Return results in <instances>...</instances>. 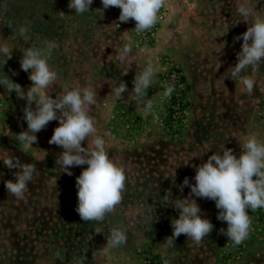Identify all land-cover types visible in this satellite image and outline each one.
Here are the masks:
<instances>
[{"label": "rangeland", "instance_id": "1", "mask_svg": "<svg viewBox=\"0 0 264 264\" xmlns=\"http://www.w3.org/2000/svg\"><path fill=\"white\" fill-rule=\"evenodd\" d=\"M240 2L165 0L154 41L141 44L129 22L118 25L120 9H103L101 0H93L90 11L82 15L68 8L69 0H0V44L14 49L5 65L0 57V74L25 91L32 82L20 67L21 55L49 41L56 47L48 63L59 77L46 90L53 98L63 94L65 85L70 90L82 88L83 58L89 47L97 55L102 45L108 56L129 46L131 51L121 62L129 79L131 69L141 75L149 66L162 67L152 75L142 98L125 102L122 111L111 109L106 121L99 114L93 117L96 132L89 139L105 141L109 158L126 177L120 204L102 222L82 221L75 210L76 177L87 165L72 167L68 175L55 164L63 149L48 141L59 121L36 133L34 145H21L17 133L27 129L26 100L0 86V154L36 168L26 198L17 200L4 185L5 180H14L16 170L0 160V264H264V208L249 210V235L235 245L220 232L227 224L217 219L215 201L195 198L213 231L199 245L184 235L167 242L171 221L179 216L169 200L174 203L189 195L190 188L181 191L180 185L185 177L195 183L194 166L227 149L239 155L242 144L253 136L264 144V62L254 71L246 70L255 80L251 94L230 78L243 42L237 37L251 26L237 14ZM251 3L264 14V0ZM21 25L29 28L27 40L18 34ZM169 62L180 67L189 84L192 111L179 140L164 137L159 129L164 101L159 79ZM69 63L75 66L70 71ZM127 94L134 98L130 89ZM148 101L151 110L146 109ZM128 120H140V129L127 127ZM192 129L205 138L198 137L197 148L189 153L182 144ZM115 227L124 230L127 239L110 247L106 241Z\"/></svg>", "mask_w": 264, "mask_h": 264}, {"label": "clouds", "instance_id": "2", "mask_svg": "<svg viewBox=\"0 0 264 264\" xmlns=\"http://www.w3.org/2000/svg\"><path fill=\"white\" fill-rule=\"evenodd\" d=\"M103 9L117 7L120 9L118 25L135 21L134 30L137 34L150 30L158 20V13L164 6L165 0H101ZM93 0H69L68 8L75 10V15H82L90 11ZM62 15L63 12H60ZM237 14L241 22L251 26L237 39H241L240 51L236 54L237 62L231 69L230 78L246 93L251 94L255 80L246 70H256L264 62V14L256 12L251 0H241L237 7ZM29 28L21 25L18 34L28 39ZM56 47L54 42H47L44 47H29L21 55L20 67L28 73L32 82L25 89L13 82L6 74H0V86L8 94L15 93L19 99L26 100L23 119L27 129L17 133V140L21 145L32 146L37 142L36 133L47 127L51 121H59V126L53 131L49 144L63 149L59 153L55 164L64 173L72 175L70 169L87 165L76 177L78 204L76 212L82 221L102 222L105 216L113 212L122 200L125 189V173L122 168L112 161L106 150L105 141L100 137H92L96 132L94 119L89 115L92 105L96 103L95 92L88 88H63V94L50 96L47 89L58 80V73L50 68L48 59ZM13 48L7 44H0V57L4 65L13 54ZM131 51L125 46L119 54L123 62ZM153 69L149 66L133 81L134 99H140L151 87ZM117 98H121L128 91L125 82L112 89ZM174 91L168 86L164 97H170ZM35 105V107H33ZM152 109L151 101L146 105ZM87 143V147L84 146ZM2 151V150H0ZM0 160L5 167L14 169V180L4 181L7 193L17 200H24L28 192V185L34 179L36 168L30 163H22L14 156L0 154ZM195 167V183L185 177L180 190L185 186L190 188L187 197L176 198L172 206L178 210V218L171 221L172 234L167 237L169 244L174 243L181 235L196 245L210 235L214 225L210 220L202 218L201 208L195 198L215 201L219 210L217 219L226 222L227 228H221L228 241L235 245L241 244L249 235L251 218L249 210L264 208V144L253 136L242 144L239 155L232 149L221 154H212L207 160ZM126 232L119 227L111 230L106 241L108 246L117 247L126 242Z\"/></svg>", "mask_w": 264, "mask_h": 264}, {"label": "crops", "instance_id": "3", "mask_svg": "<svg viewBox=\"0 0 264 264\" xmlns=\"http://www.w3.org/2000/svg\"><path fill=\"white\" fill-rule=\"evenodd\" d=\"M90 48L91 47L85 49V55L82 65L83 83L82 85H78L82 88H88L94 91L96 94V103L91 106L89 115L93 118L94 116L97 117V114H99L100 119L106 121L108 112L111 109L122 111L120 109L125 102L135 103L134 101H136V99L129 97V95L127 94L128 91L125 92L121 98H117L115 92L112 89L125 82L127 84L128 90L130 89V95L132 96L134 94L132 89L133 81L138 76V73L136 70L134 73V69H131L132 77L129 79V76L123 73V66L117 53L106 56L104 53L105 49L101 45L98 54L94 55L91 53ZM115 51L116 50H114V52ZM68 65L69 71L70 67L71 70L73 67H75L72 64L70 66V63ZM160 67L161 66L157 64V66L153 70V74L154 72H158ZM133 76L135 78H133ZM113 116L116 117V114H113ZM198 137L205 138L204 135H200L196 131V129H192L190 131V134H187V136L185 137L186 142H184L182 145L187 148L189 153H192L197 148H195L194 145L197 146V142L199 141L197 140ZM202 145L205 146V144Z\"/></svg>", "mask_w": 264, "mask_h": 264}, {"label": "built area", "instance_id": "4", "mask_svg": "<svg viewBox=\"0 0 264 264\" xmlns=\"http://www.w3.org/2000/svg\"><path fill=\"white\" fill-rule=\"evenodd\" d=\"M163 17L162 8L158 13L157 23L150 30L137 34L134 30L135 21L130 20V31L138 43H150L154 41L159 23ZM159 85L162 93L168 86H172L174 91L170 97H164L159 118V129L164 137L172 140L182 139L184 131L188 126L191 116V101L189 97V84L178 65L174 62L167 63L165 69L161 72ZM140 120H128L126 126L136 128L138 131ZM221 229V227H220Z\"/></svg>", "mask_w": 264, "mask_h": 264}]
</instances>
